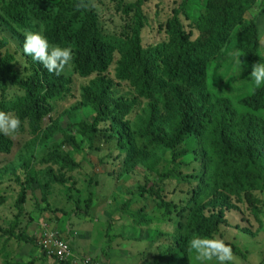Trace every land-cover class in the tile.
I'll list each match as a JSON object with an SVG mask.
<instances>
[{"label":"trees","instance_id":"trees-1","mask_svg":"<svg viewBox=\"0 0 264 264\" xmlns=\"http://www.w3.org/2000/svg\"><path fill=\"white\" fill-rule=\"evenodd\" d=\"M40 1L0 0L1 29L9 31L23 47L25 33L42 27L51 45L72 49V71L88 81L81 87L83 100L63 110L56 120L57 131L70 151L64 153L61 146L53 147L42 160L47 165L45 180L30 161L20 163L28 173L25 183L16 177L22 188L16 203L18 217L24 213L27 193L36 195L40 190L47 202L51 184L70 188L65 170L79 169L77 155L85 153L86 145L93 150L98 137L107 134L119 155L125 156V172L144 168L157 173L163 182L179 176L176 167L200 165L193 196L184 204L189 212L180 224L185 238L176 242L175 257L164 256L167 260L162 264H200L192 261L195 254L189 248L186 258L182 244L194 236H222L221 228L228 225L226 212L240 210L237 203H247L261 222L263 201L258 194H264V118L257 111L264 109V85L257 88L250 72L253 64L264 63L255 20L264 17V0H183L169 20L168 39L150 48L143 43L145 0L119 1V8L133 20L131 33L125 36L107 33L95 7L77 10L80 0H62L56 9L44 8ZM257 7L260 9L254 17L245 16ZM182 16L199 31L196 38L186 30ZM8 44L9 39L1 36L0 51ZM236 52L241 62L236 61L234 71L227 76L220 75L222 58ZM117 53L119 82L108 74ZM26 56L30 71L28 76H22L12 52L6 50L0 55L1 93L10 86L22 92L14 98L2 97L0 111L19 117V133L29 131L44 150L51 136L41 131L42 122L53 110L52 100L69 93L72 78L67 69L56 76ZM121 81L128 82L131 93H122ZM70 127L78 131L77 135L69 134ZM12 141L0 134V154L11 152ZM164 151H169L171 157L165 158ZM163 165L166 172L160 170ZM98 171L97 168L94 173L99 175ZM138 192L158 199V207L167 213L176 206L173 201L163 200L161 191L154 187L139 188ZM90 197L93 201V191ZM5 201L0 198V207ZM18 223L19 218L11 230L4 232L8 239L35 245L27 234L16 233ZM243 231L254 236L249 230ZM113 240L114 237L110 244ZM229 245L234 253L247 257L240 247ZM43 255L48 257L45 251ZM96 261L100 262L98 257ZM159 263L160 258L153 264ZM260 264H264V256Z\"/></svg>","mask_w":264,"mask_h":264},{"label":"rangeland","instance_id":"rangeland-1","mask_svg":"<svg viewBox=\"0 0 264 264\" xmlns=\"http://www.w3.org/2000/svg\"><path fill=\"white\" fill-rule=\"evenodd\" d=\"M62 0H41L40 5L47 9H56ZM120 0H94V7L99 11L104 30L109 33H118L122 36L131 33V20L119 8ZM128 2L137 0H126ZM183 0H145L144 11L147 23L143 30V43L145 48L155 47L168 39L167 26L173 17L174 11ZM259 7L246 12L247 18L254 17L259 12ZM258 26L264 24V17L255 18ZM186 30L193 38L199 35L192 21L182 16ZM32 32H41L39 27ZM6 36L9 44L0 51L3 55L6 50L12 52L17 59L16 69L22 76H28L30 63L28 57L9 31L0 27V37ZM262 44V43H261ZM264 50V44H262ZM120 54H116V60L111 66L109 75L116 79L117 60ZM237 57L234 54L224 56L219 64L220 75H228L235 69ZM71 75L72 83L69 93L61 99H53V110L42 122V132L48 133L51 140L47 141L44 150L39 141L29 131L10 137L13 146L9 154H0V198L6 202L0 208V264L11 262L20 264H61L55 258L45 257L36 246L41 238L42 225L49 229L59 230L63 239L73 243L74 248L94 258L98 257L102 264H153L160 258V263L166 261L164 256L170 255L173 259L175 245L178 239H184L185 235L180 228L188 211L185 205L193 196L194 186L198 183L197 174L199 163L191 167H176V178L160 181L157 173L146 172L144 168H137L134 172H125V156H120L116 144L110 143L101 135L93 150L85 146V153L78 154L77 160L81 167H70L65 173L70 179V188L51 184L47 202L44 195L27 193L24 205V213L19 215L20 220L16 225L17 233L27 234L35 240L34 244H27L15 239L5 240V233L11 230V225L16 223L18 210L17 199L21 191V185L25 183L27 170L20 167V163L29 162L34 170L43 174L47 165L42 164L55 145H59L64 153L70 151L69 146L64 145L62 136L57 131L56 120L63 110L74 108L83 100L82 84L88 81L72 71V66L67 69ZM119 87L122 93H131L128 82L121 81ZM22 92L15 86H10L4 94L0 91V99L14 98ZM264 118V109L257 111ZM70 127L69 134L77 135V130ZM65 146V147H63ZM163 156L170 158V152L164 151ZM57 168V165H53ZM98 168L96 175L95 169ZM14 169H17L14 172ZM161 172L168 169L163 165ZM96 175V176H95ZM95 176V177H94ZM94 179V182L92 179ZM151 188L161 191L163 200L173 201L176 206L172 212L167 213L158 207L159 200L138 192L139 188ZM95 198L90 201V192ZM263 201L261 222L255 219L247 203H237L240 210L226 212L228 225L221 228L223 239L228 245H237L247 257L234 253V264H259L264 254V194H258ZM261 223V224H260ZM243 229L251 231L254 236L247 235ZM159 234H164L162 238ZM256 235V236H255ZM114 237L110 244V239ZM116 238V239H115ZM114 243V244H113ZM189 243V241H188ZM188 243L182 244L183 253L189 257ZM230 246V245H229ZM231 247V246H230ZM172 252H169L170 250ZM195 254V252H194ZM196 258V254H195ZM192 258L195 262L196 259ZM191 259V258H190ZM9 260V261H6ZM163 260V261H162ZM211 264H217L215 260Z\"/></svg>","mask_w":264,"mask_h":264},{"label":"clouds","instance_id":"clouds-1","mask_svg":"<svg viewBox=\"0 0 264 264\" xmlns=\"http://www.w3.org/2000/svg\"><path fill=\"white\" fill-rule=\"evenodd\" d=\"M94 6L95 5L92 3V0H80V2L77 3L76 8L77 10H81ZM258 33L260 43L264 44V24H261L258 27ZM23 51L26 55L31 56L34 61L41 64L48 73L54 74L56 76L61 75L66 69L70 68L73 61V51L70 47L62 48L60 46L51 45L48 39L42 35L41 32L25 33ZM234 55L237 57V61L241 62V56L239 52L234 53ZM250 79L257 88H259L261 85H264V63L258 62L252 65ZM21 123L22 122L20 118L15 116L13 113L0 111V134H3L8 138L16 134H20L19 130L21 128ZM0 228L4 229L1 226ZM48 229L49 228L47 225H42V231L44 233H42V236L38 240L37 244L40 245V242H42L41 240L44 239ZM52 229L55 230L54 228ZM7 239L8 236L5 235L4 241ZM67 242L70 244L69 241ZM70 246L74 254L77 256L81 258L91 257L96 260V258L76 250L73 243H71ZM188 248L190 252H195L196 260L199 261L200 264H207V262L213 260H215L217 264H234L233 250L223 239L194 236L189 241ZM39 251L44 253V251L41 249H39ZM47 255L49 258H55L58 260L57 256H51L48 253Z\"/></svg>","mask_w":264,"mask_h":264},{"label":"built area","instance_id":"built-area-1","mask_svg":"<svg viewBox=\"0 0 264 264\" xmlns=\"http://www.w3.org/2000/svg\"><path fill=\"white\" fill-rule=\"evenodd\" d=\"M58 231L48 229L39 249L47 252L51 256H57L58 260L65 264H101L91 257L81 258L74 254L70 244L67 241L61 240Z\"/></svg>","mask_w":264,"mask_h":264},{"label":"crops","instance_id":"crops-1","mask_svg":"<svg viewBox=\"0 0 264 264\" xmlns=\"http://www.w3.org/2000/svg\"><path fill=\"white\" fill-rule=\"evenodd\" d=\"M263 256H264V254H263ZM262 259H263V257H262ZM235 263V262H234ZM260 264V263H259Z\"/></svg>","mask_w":264,"mask_h":264}]
</instances>
